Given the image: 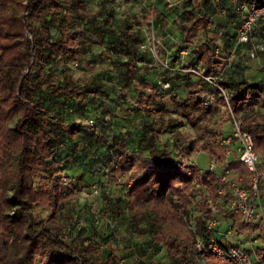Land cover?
<instances>
[{
  "label": "trees",
  "instance_id": "16d2710c",
  "mask_svg": "<svg viewBox=\"0 0 264 264\" xmlns=\"http://www.w3.org/2000/svg\"><path fill=\"white\" fill-rule=\"evenodd\" d=\"M241 1L264 3V0ZM85 2L0 0V264H36L38 257L44 259L45 264H112L115 261L113 252L101 257L97 246L81 233L70 241L62 236L60 215L70 203L80 178L76 183L61 184L55 154L64 145L66 126L37 96L38 88L47 87L59 97L81 100L82 88L68 80L64 84L57 83L54 74L46 68L49 62L88 52L83 44L76 43L78 33L72 32L67 22L71 14L77 19L86 15ZM214 5V0H188L190 10L184 11L182 34L208 32V15ZM233 9V1L230 7L224 4L218 7L219 13L227 16L231 24L238 20ZM48 18L52 25L61 19L60 36L55 41L51 40L45 25ZM257 24L263 32L264 22ZM116 47L128 54L138 50L123 37H117ZM201 48V52L194 51L196 61L183 69L184 74L170 77L169 71L165 72L164 82L170 89L186 87L183 100L172 90L161 94L157 86H140L142 91L138 93L135 111L155 118L142 128L139 152L131 151L127 141L119 135L95 136L98 144L113 150L116 160L108 172L110 179L126 186L115 206L118 213L124 215L125 223L134 225L139 236L146 235L154 246L162 248L169 264L196 263L195 241L206 244L215 236L216 231L208 228V222L224 203L218 191L227 184L219 181L215 170L204 171L197 165H187L185 160L189 156L205 153L210 162L227 170V182L248 189L253 198L264 201V81L222 76L217 80L218 88L211 87L195 73L188 72L216 75L220 62L215 50L206 42ZM188 51L189 48L185 52ZM200 64L202 67L198 68ZM126 66L124 78L129 83L139 70L132 59L127 60ZM103 92L101 83L90 85L85 91L88 94ZM165 94L175 105L174 112L181 117L208 110L209 103L205 102L206 99L211 101V95L218 96L221 105H229L238 119L240 132L250 137L252 149L259 157L255 192L251 188L252 173L237 157L225 166L227 149L220 143V134L211 132L203 144L184 137L178 145V161L157 146L160 132L155 125L164 122V116L169 114L163 100ZM173 123L170 127L176 125ZM193 204L196 216L194 227L190 228L183 216H187ZM212 205L216 206V213L211 211ZM34 207H43L49 215L39 220L33 214ZM224 215L232 218L230 226L236 232L244 236L251 233L238 212L227 209ZM252 230L258 231V228ZM220 239L222 246H235L227 238ZM242 249L249 250L248 247ZM255 253L264 261V247H258Z\"/></svg>",
  "mask_w": 264,
  "mask_h": 264
},
{
  "label": "rangeland",
  "instance_id": "374dc122",
  "mask_svg": "<svg viewBox=\"0 0 264 264\" xmlns=\"http://www.w3.org/2000/svg\"><path fill=\"white\" fill-rule=\"evenodd\" d=\"M231 1L214 0L216 5L208 15V32L198 31L192 36L183 35L181 31L184 11L190 10L188 0H86L85 16L77 19L71 14L68 17L69 28L78 33L76 43L83 44L88 52L71 59L49 62L46 70L54 74L57 83L64 84L68 80L82 88L84 93L78 102L59 97L47 87L37 90L42 103L50 106L51 114L60 116L66 126L64 145L55 154L61 184L76 183L80 178L70 203L60 215L65 240L70 241L81 233L83 238L97 246L101 257L113 252L115 261L112 264H169L164 250L154 246L146 235L139 236L134 225L125 223L124 215L118 213L115 206L126 186L110 179L108 172L116 160L113 150L98 144L95 136L110 138L119 135L127 141L131 151L137 149L139 152L142 128L155 118L135 111L138 93L142 91L140 86H157L161 94L172 90L183 100L186 87L181 85L170 89L164 82L165 72L169 71L170 77L176 73L184 74L183 69L195 63L197 54L194 51L201 52L203 42L215 50V57L220 62L215 71L216 78L233 76L249 82H263L264 52L251 57L250 50L252 43L264 46V31L261 32L262 27L256 24L251 34L252 41L246 44L238 42L228 17L218 11L220 4L230 7ZM60 23V18L56 25L50 24L49 18L45 22L52 41L60 36ZM117 37L135 44L137 52L118 51ZM187 48L189 51L185 52ZM128 59L135 61L139 74L126 83L124 73ZM200 67L201 64L198 65ZM97 83L102 84L103 93H85L90 85ZM210 98L208 110L181 117L174 112L175 105L169 95L163 96L169 114L164 116V122L155 125L160 132L157 146L165 149L172 160H180L178 145L184 137L203 144L211 132L232 136L238 119L227 106L220 104L218 96L211 95ZM89 119L94 121L91 128L85 125ZM172 123L176 125L170 127ZM238 147L239 144H234L228 160L237 157ZM185 163L197 165L204 171L214 164L203 152L189 156ZM213 170L220 174L223 168L214 164ZM195 208V204L190 205L187 216H183L190 228L194 227ZM260 208V221H264V201ZM32 211L39 220L49 215L43 207H34ZM218 219L216 238L232 222L227 215L219 214ZM257 228L258 231L241 238V244L247 242L249 245L246 246H252L253 251L264 247V223L260 222ZM36 264H45V260L38 257ZM195 264L224 263L211 258Z\"/></svg>",
  "mask_w": 264,
  "mask_h": 264
},
{
  "label": "built area",
  "instance_id": "2783aa9c",
  "mask_svg": "<svg viewBox=\"0 0 264 264\" xmlns=\"http://www.w3.org/2000/svg\"><path fill=\"white\" fill-rule=\"evenodd\" d=\"M233 3V12L238 16V20L232 23L235 29V36L238 42L246 44L252 41L251 34L253 27L257 23L264 22V3L261 5L256 3L248 4L241 0H233ZM222 12L225 11L223 10ZM262 52H264V46L254 43L251 44V57L256 53ZM191 72L195 73L211 87L218 88V78H216V75L206 76L199 72ZM209 102L210 100L208 99L205 104H208ZM227 106L229 109L228 104ZM85 125L88 128H91L94 125V121L92 119L86 120ZM220 143L227 149V156H230L234 144H239L237 158L252 173L251 188L255 192L257 182L255 173L259 157L252 149L253 145L250 137L246 134H242L239 130L238 123H235L232 136H222ZM228 162L229 160L227 159L225 161V166ZM213 167L214 164H210L208 170H213ZM226 176L227 170L224 168L219 174V181L223 184L226 183L227 185L225 189L221 187L218 191V194L224 197V203L218 213H216V206H211V211L215 212L216 215L208 222V228L215 230L219 223L218 215H224V212L227 209H231L240 214L242 222L250 228L251 233L256 232L252 229L257 227L260 222L261 224L264 223L263 220L260 221V219H262V213L260 212L259 198H253L248 189L240 187L233 182H227ZM235 233L236 230L229 225L225 232L218 234L220 235V238H227ZM211 258L224 264H264V261L255 253V251H253L252 246L249 247V250H244L238 246H222L215 236L209 239L206 244H203L197 239L195 241V261H208Z\"/></svg>",
  "mask_w": 264,
  "mask_h": 264
},
{
  "label": "crops",
  "instance_id": "0c3cea01",
  "mask_svg": "<svg viewBox=\"0 0 264 264\" xmlns=\"http://www.w3.org/2000/svg\"><path fill=\"white\" fill-rule=\"evenodd\" d=\"M259 201V203H262V200L261 199H259L258 200ZM244 237H246V236H244V235H241V234H239L238 232H236L235 234H233L232 236H229V237H227V240L231 243V245H240V247L241 248H243V247H248V246H246V245H249L247 242L246 243H243V244H241L242 242H243V240H241V238H244ZM217 239H220V235L218 234V236H217ZM221 240V239H220ZM252 245H256L255 243H253ZM261 245V244H260Z\"/></svg>",
  "mask_w": 264,
  "mask_h": 264
}]
</instances>
